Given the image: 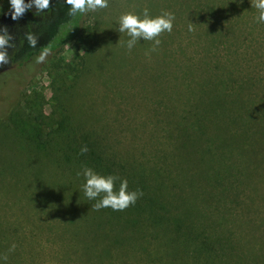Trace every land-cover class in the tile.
<instances>
[{"label":"rangeland","instance_id":"374dc122","mask_svg":"<svg viewBox=\"0 0 264 264\" xmlns=\"http://www.w3.org/2000/svg\"><path fill=\"white\" fill-rule=\"evenodd\" d=\"M252 5L253 0H109L106 9L80 19L89 55L73 52L72 43H66L43 63H36L38 53L15 64L11 58L22 38L48 13L36 15L33 7L14 21L8 0H0V27L7 29L13 45L6 49L9 63L0 67V256L7 255L5 264H80L61 236L64 217L59 210L66 192L57 182L62 171L47 162L50 157L30 151V127L44 141L46 128L63 127L70 117L82 129L99 130L117 161L151 158L156 164L154 154L169 148L159 123L163 108L158 102L164 104L160 82L169 84L172 93L179 38L207 31L210 25L214 32L262 39L264 24L256 22ZM145 7L151 15L172 12L173 29L161 35L154 52H149L151 42L142 40L128 50V37L117 31L118 18ZM188 22L195 27L191 32ZM261 48L262 58H253L248 69L263 78V44ZM181 50L192 54L191 45ZM158 73L165 78L157 79ZM248 118L237 138L221 137L208 158L178 161L185 172L177 184V223L188 225L195 237L189 264H264V113L250 112ZM171 237L160 231L158 238L148 239L151 245L145 250V240L134 243L125 264H179L182 248ZM13 243L16 248L9 252Z\"/></svg>","mask_w":264,"mask_h":264},{"label":"trees","instance_id":"16d2710c","mask_svg":"<svg viewBox=\"0 0 264 264\" xmlns=\"http://www.w3.org/2000/svg\"><path fill=\"white\" fill-rule=\"evenodd\" d=\"M67 7L62 0H50L47 18L37 21L28 32L37 36L36 47H29L25 40L27 33L11 61L20 64L36 56L45 46L54 51L66 43H72L73 52L81 50L83 55H89V42L81 38L79 22L83 15L70 17ZM210 27L206 26L207 31L192 32L194 36L179 38L180 59L174 70L172 93L169 84L165 87V82H160L159 95L164 98V104L158 102L163 108L159 123L169 148L158 150L155 157L152 155L156 164H151V158L145 162L117 161L116 154L103 144L99 130L82 129L70 117L63 121V127L46 128L44 141L40 131L30 127V135L26 136L30 151L50 157L47 162L62 171V181L57 182L58 189L66 192L59 210L64 217L61 236L69 248L67 252L76 254L80 264H113L116 258L125 264L124 256L130 246H138L140 240H145V250V246L151 245L148 239L158 238L160 231L164 236H172L175 246H181L178 263H192L195 237L192 238L188 225L177 223L175 212L176 198L180 196L177 184L185 172L178 168V161L189 157L198 163L208 158L221 137L228 136L231 141L237 138L250 112L264 113L260 107L263 97L259 98L264 96V77L248 69L253 58H262L264 38L214 32ZM188 45L192 46L189 56L181 50ZM239 49L249 56L247 60ZM161 76L165 78L163 73H158L157 79ZM82 147L87 152L81 153ZM82 167L127 179L129 190H139L143 195L123 211L96 210L95 201L86 199L81 189L84 179L77 172ZM73 186L77 188L72 190ZM182 186L186 190V185ZM118 187L119 182L114 190Z\"/></svg>","mask_w":264,"mask_h":264},{"label":"clouds","instance_id":"9594fccd","mask_svg":"<svg viewBox=\"0 0 264 264\" xmlns=\"http://www.w3.org/2000/svg\"><path fill=\"white\" fill-rule=\"evenodd\" d=\"M68 7V16L77 14L85 15L89 12H96L106 9L109 0H62ZM50 0H8L12 20L20 18L27 10L36 9V15H41L44 10L49 8ZM253 7L257 10L256 22L264 24V0H253ZM175 16L172 12L162 10L158 15H151L147 7L143 8L138 14L126 12L119 16L117 31L124 33L128 39L124 41L126 49L131 50L139 41H150L149 52H154L161 44V35L171 33ZM192 23L188 22V30L192 31ZM12 37L7 33V29L0 27V67L9 63V56L6 49L13 47L10 43ZM37 36L28 33L25 36L29 47L35 48ZM51 54V47L45 46L35 58L36 63H43L47 56ZM147 55V53H146ZM81 153L87 152L86 147L81 148ZM77 176H82L84 183L81 185L86 199L95 201L93 208H111L113 211H123L130 205H134L137 199L143 195L139 190H129L127 179L120 178L113 174H100L91 167H82ZM119 182L118 190H114L116 183ZM16 248L13 243L8 251L12 252ZM7 255L0 256V264H5Z\"/></svg>","mask_w":264,"mask_h":264},{"label":"flooded vegetation","instance_id":"af4514ba","mask_svg":"<svg viewBox=\"0 0 264 264\" xmlns=\"http://www.w3.org/2000/svg\"><path fill=\"white\" fill-rule=\"evenodd\" d=\"M47 11H48V9H47Z\"/></svg>","mask_w":264,"mask_h":264}]
</instances>
